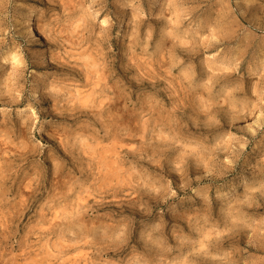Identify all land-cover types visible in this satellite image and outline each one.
<instances>
[{
    "label": "clouds",
    "instance_id": "1",
    "mask_svg": "<svg viewBox=\"0 0 264 264\" xmlns=\"http://www.w3.org/2000/svg\"><path fill=\"white\" fill-rule=\"evenodd\" d=\"M0 264H264V0H0Z\"/></svg>",
    "mask_w": 264,
    "mask_h": 264
},
{
    "label": "rangeland",
    "instance_id": "2",
    "mask_svg": "<svg viewBox=\"0 0 264 264\" xmlns=\"http://www.w3.org/2000/svg\"><path fill=\"white\" fill-rule=\"evenodd\" d=\"M39 47V46H38ZM117 48H118V46H117ZM45 106H47V102L45 101ZM173 179H174V181L176 180V178L175 177H173Z\"/></svg>",
    "mask_w": 264,
    "mask_h": 264
}]
</instances>
